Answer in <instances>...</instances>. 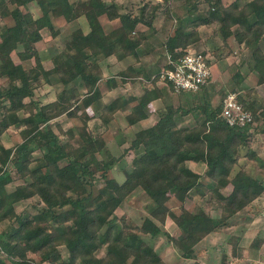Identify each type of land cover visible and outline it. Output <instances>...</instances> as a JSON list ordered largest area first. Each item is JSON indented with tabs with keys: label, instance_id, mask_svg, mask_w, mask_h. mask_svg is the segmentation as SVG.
I'll return each instance as SVG.
<instances>
[{
	"label": "trees",
	"instance_id": "1",
	"mask_svg": "<svg viewBox=\"0 0 264 264\" xmlns=\"http://www.w3.org/2000/svg\"><path fill=\"white\" fill-rule=\"evenodd\" d=\"M184 2L188 11L196 12L192 26H213L211 35L223 47L232 37L238 49L250 52L256 84H263L264 0ZM31 5L38 8L37 17L30 13ZM162 9L166 19H173L170 0L143 1L133 11H123L115 0H0V138L11 126L22 137L14 147H5L0 139V220L10 222L5 238H0V254H5L0 264H37L28 253L49 264H165L148 240L158 235L166 236L181 256L192 258L201 239L231 216L250 209L264 194V179L248 168L254 160L264 165L251 146L255 133L250 131L254 122H264V104L258 106L253 100L245 105V100H238L253 117L243 127L229 126L221 118L222 102L213 108L203 105L202 120L191 127L182 121L190 110L165 105L153 126L134 133L126 149L132 151V159L122 182L114 178L107 161L97 158L106 141L88 123L95 118L105 127L129 108V99L122 97L109 104L101 101L100 60L135 56L137 47L149 38L137 26L155 32L153 21ZM102 15L117 25L106 28L99 20ZM81 17L88 31L80 27L69 31L65 47L52 59L53 67L44 70L34 45L41 39L40 30L46 28L55 36L58 22L73 23ZM199 33L197 28L187 31L177 17L161 45L176 60L197 41ZM14 50L22 62L13 61ZM31 59L35 65L26 67L24 61ZM206 62L210 65L207 58ZM51 74H56L62 86L56 99L34 103V90L42 81L49 82ZM157 74L152 80H157ZM239 75L233 73L230 83L241 80ZM80 87L84 94L78 92ZM146 93L124 114L127 126L146 117L145 107L152 98ZM25 98L30 99L28 103ZM88 107L93 116L87 115ZM62 115L78 117L81 125L66 131L58 126L55 132L49 121ZM258 131L264 133V125ZM35 151L41 153L44 167L32 157ZM191 162L204 163L203 175L190 168ZM12 168L20 183L8 191ZM97 178L102 181L100 186L94 182ZM197 196L203 203L189 208ZM33 197L43 204L41 209L27 218L16 214L15 203ZM172 199L179 203L177 214L171 210ZM125 205L142 206L140 224L130 227L125 218L118 219L115 210ZM209 208H218L219 217H212ZM167 216L183 231L182 239L163 230ZM252 243L259 245L261 240ZM58 245L67 249V260L62 259Z\"/></svg>",
	"mask_w": 264,
	"mask_h": 264
},
{
	"label": "crops",
	"instance_id": "2",
	"mask_svg": "<svg viewBox=\"0 0 264 264\" xmlns=\"http://www.w3.org/2000/svg\"><path fill=\"white\" fill-rule=\"evenodd\" d=\"M172 1L170 4H172ZM184 6L186 7L184 0L176 7L171 5L172 13L174 10L179 9V7L183 8ZM203 12L204 11L200 12L201 16ZM103 16L105 15L99 17L102 25ZM182 24L184 28L189 31L187 28L190 27V25L186 27L187 25L184 16L182 19ZM138 26H141L138 29L139 31L143 32L146 30L144 29L146 26ZM153 27L158 32L148 33L151 35L148 39H145L140 46L137 47V54L135 56H130L121 60L116 59L115 56H109L100 61V68L102 70L103 77L106 75L107 69H113V75L111 77L104 78L105 81L109 80L111 83L104 82V79L101 78L97 84L101 94V101L104 104H109L113 100L120 97L129 99L127 106L129 108L125 110L124 113L128 114L130 112V108L135 106L140 101L142 95L145 94V92H147L146 94H149L150 97H152L145 107L146 117L132 124L131 126H127L132 128L134 132L153 126L158 119L159 112L162 111L164 106L168 104H171L174 108H185L190 110L188 114L183 116L182 121L191 127L202 120L201 109L203 105L207 103L210 108H213L216 106L214 105V101L220 97L218 102L219 104L222 102L223 97L229 92L235 91V93L239 95V98L242 97L246 101L254 98H251V96L249 97L247 95L248 89L243 87L245 79L247 78V71L249 72L250 70L253 76L257 79V74L251 68L250 52L247 49H238L237 44L232 37L227 38L228 40H226L227 46L225 45V47L233 50V52L227 56L223 54L219 57L216 56L217 53L213 52L214 48L219 47V51L222 52L224 51V47L222 46V43L219 41L218 37L210 35V38L206 33H199V36L201 37L200 45H202V47L204 46L205 48L201 47L200 50L189 49L191 51L204 53L207 60L210 61L209 66L211 69V75L207 83L199 91L176 92L165 83H162L159 80H152L153 76L163 68L164 64H166L168 55L165 48L161 45L166 39V34H163V38H161L162 36H158L159 30L162 32L164 29L161 25H155L154 22ZM195 28L202 32V30L206 29V26H196ZM87 31L88 25L87 30L84 32ZM208 49L210 50L207 51ZM245 51L248 52V54ZM160 57L161 60L158 61ZM161 61L163 62L161 63ZM111 63L113 65H111ZM236 72L240 74L239 76H241V80L229 84L232 74ZM222 73H227V79L224 78V81L222 82L224 83V87L227 88L228 86L229 89H216L218 82L216 79L219 76H222ZM219 82L221 81L219 80ZM231 85H234L235 89L231 90ZM222 90L225 91L223 92ZM263 90L264 83L256 85L255 89L252 90V94H254V92H263ZM221 94L223 97L220 96ZM154 95L157 96L153 98ZM245 95L248 96V98H245ZM96 120L99 121L95 118L91 121L94 122ZM192 163L195 164V167L201 166L203 167V171L205 170L204 163L191 162L189 166L193 171L200 173L199 171H196L195 167H192ZM199 201L203 203L201 199H199ZM18 203H20V201L15 203L14 206L16 207ZM210 215L212 217H218L220 215V210L219 214L210 213ZM155 222L157 223V221ZM162 228L165 232L169 233V235L178 240L182 239L184 236L183 231L169 216L166 217ZM154 238L155 239L149 243L152 246L153 251L162 259L165 264H215V259L213 262L207 261L206 259H209V254H211L212 251L220 249V238L222 241H224V243H229V246L227 244V250H224V253L221 254V258L224 257L225 259L224 264H243L245 261V255L249 252L252 254V259L250 261L251 263L264 264V194L253 202L250 209H246L231 216L215 231L201 239L193 248L194 256L192 258H185L181 256L178 249L172 245L166 236L158 235ZM254 239H260L261 243L259 245L256 243L253 245L252 242ZM238 252L239 255H236ZM234 256L236 257L234 258ZM62 259L67 260V258H63V256ZM36 263L49 264L48 261ZM251 263L246 262V264Z\"/></svg>",
	"mask_w": 264,
	"mask_h": 264
},
{
	"label": "rangeland",
	"instance_id": "3",
	"mask_svg": "<svg viewBox=\"0 0 264 264\" xmlns=\"http://www.w3.org/2000/svg\"><path fill=\"white\" fill-rule=\"evenodd\" d=\"M71 1H75V0H71ZM119 6L122 8L123 11H130V10H135L136 7L143 1H149V2H156L157 0H115ZM172 0H170L171 3ZM183 0H173L172 4H170V6H174L176 7L177 5H179L180 3H182ZM225 4L230 3V1L232 0H224ZM11 7V6H10ZM185 7V6H184ZM179 7V9L174 10V14L172 13L173 19H166L165 17V13H164V9L160 10L159 12H157L156 17L154 19V24L155 25H161L162 28L164 29V31H160L158 33V36H162L161 38H163V34H167L170 29L175 25L176 23V18L177 17H182L183 16L185 18V22H186V27H188V25H190V27H188L187 29L191 30H195V27L197 26V24L192 26V23L190 22L191 19H193V17L196 15V12L194 11H188V9ZM203 7L205 8L206 5H203ZM30 13L33 15V17H37L39 15V10L35 5H31L30 8ZM1 21V20H0ZM102 23L103 26H105L106 28H111L117 25V21H109L105 16H103L102 18ZM76 27H80L83 31L87 30V23L85 21V19L83 17L79 18L78 20L74 21L73 23H67L65 21H60L55 25V29L57 30V35L53 36L51 34V32L46 29L43 28L40 30L41 33V39L34 43L35 48L38 50L40 58L42 60L41 65L42 68L44 70H49L53 67V57L56 56L58 53H60L63 48L65 47V43H66V39L69 37L68 32L71 31L72 29H75ZM139 27L141 26H137L136 30L139 31ZM213 26H206L205 30H202V33H206L207 35H211V33H213ZM145 32L147 33H151V31H148L146 27H144ZM160 29V28H157ZM197 31V30H196ZM155 32H158L157 30H155ZM197 33V32H196ZM151 34H149L150 36ZM197 41H194V43H192V45L189 47V49H194V50H200L202 45H200L201 41V37L199 35H197ZM211 38V37H210ZM232 39V38H231ZM199 40V41H198ZM228 40V39H226ZM227 46V45H226ZM260 46L261 48L264 50V41L261 40L260 41ZM163 47V46H162ZM202 48H205L204 46ZM210 49H208L207 51H209ZM214 50H216L215 52H220L219 51V47L217 49L214 48ZM206 51V50H204ZM232 51V50H231ZM231 51H229L228 47H224V51L220 52V56L225 55H229L231 54ZM246 52V51H245ZM248 54V52H246ZM11 57L13 59V61L15 63H20L22 62L19 57L17 56L16 50L11 52ZM161 60V57L158 59V61ZM101 61V60H100ZM163 61H161L162 63ZM24 65L26 67L29 66H33L35 65L34 60L31 59L29 61H24ZM111 65H113L111 63ZM230 65V64H229ZM103 75V73H102ZM113 75V69H107L106 75L101 78H107V77H111ZM222 76H219L216 81L217 82V86L216 89H229L228 86L227 88L224 87V83L222 81H224V78L227 79V73H222ZM246 79H245V83L243 85V87H245V89H248L247 91V95L253 99H251L250 101H254L256 102V105L259 106V104H264V90L263 92H254V94H252V90L255 89L256 81L257 79L253 76V74L247 71L246 74ZM49 82L45 83L44 81H42L41 85L38 86L35 90H34V95L32 97V100L34 101V103L36 104H44L47 103L51 100L56 99V95L57 93L60 92L62 86L60 84H58V78L56 76V74H51L49 76ZM219 80L221 82H219ZM231 80V79H230ZM229 80V84L230 83ZM102 82V81H101ZM104 82H109L111 83V81L107 80ZM232 87V85L230 86ZM223 92L225 90H222ZM78 92L81 94H84L85 89L83 87H80V89H78ZM235 93V91H234ZM237 95V94H236ZM222 96V94L220 95ZM248 96L245 95V98H248ZM223 97V96H222ZM221 97V98H222ZM239 100H244L242 97L239 98V95H237ZM220 98V97H219ZM219 98H217L214 101V105H217L219 102ZM193 99V98H192ZM29 98H25L24 101L25 103L29 102ZM243 103V102H242ZM248 104V102L245 100V102L243 103ZM32 108L29 106L28 110H31ZM87 115L89 116H93V112L91 110V108H87L86 109ZM120 113V112H119ZM118 113L117 119H112L109 124L107 126L104 127L103 124L100 123V121H90V123H88V125L93 129L94 134L96 133V135L100 134L104 137L105 141H106V145H104L105 147L98 153H96V156L98 159H104L105 161H107V163H109L111 165L110 171L112 173V175L114 176V178L118 181V182H122L124 179V174L123 171L124 169L130 164V161L132 159V151H126V149L129 147L133 137H134V130L130 127H127V124L125 122V117H124V111L123 113L121 112L120 114ZM78 115H80V112H78ZM123 118H122V117ZM78 118V117H77ZM69 118L66 115H62L56 118H53L49 121L50 125L52 126L53 130L55 132H57V127L60 126L62 131H66L68 129H70L71 127H73L74 125H81V121L78 118ZM125 119V120H124ZM264 122L261 121V119H259L257 122L253 123V128L250 131H253L255 134L253 136V140H252V148L255 149V151L257 152L258 157H260V159H262L263 164H264V133L259 132L258 129H260V127H263ZM1 142L5 147H14L15 145H17L18 143L22 142V137L20 135L19 129L16 127H9L8 129L5 130V132L1 135ZM32 157L34 158V160L41 165L42 167H44L45 165V161L43 159V157L41 156V153L39 151H35L32 153ZM120 158V160H116V158ZM118 158V159H119ZM250 168H252V170L254 171V173L259 176L261 179H264V165L260 164V162L257 161H251L250 163ZM192 167H195V164H191ZM262 167H261V166ZM251 166H255V168L251 167ZM257 168V169H256ZM196 171H199L200 175H203V167L201 166H197L195 167ZM11 177L13 178L12 181L6 185V189L8 191H12L14 189V187L20 183L15 170L12 168L11 170ZM207 185L211 184L210 180L208 181L207 179H205ZM95 184L97 186H100L102 184V181L97 178L95 179ZM230 190V188H228V191ZM195 200L190 201L191 203H189L187 206L189 208L192 207V205L194 203H199V197H195ZM141 202H143V200H141ZM144 203H141L140 205H142ZM169 204L171 206V210L175 211L176 213L180 212L179 209V203L176 202V200L172 199L169 200ZM135 205V204H133ZM43 206V204L40 202V200L36 197L33 198H28L25 200H21L20 203L17 204V206H14V209L16 214L20 215V217L22 218H27L28 215H32L37 213L41 207ZM142 206H137L132 208L129 207L128 205L122 206L120 208H117L115 210V214L116 216L119 218L123 217L126 220V223L128 224V226L133 227V225H138L140 224V216L142 213ZM209 213L211 214H215L218 213L219 214V209H213V208H209L208 210ZM219 217V216H218ZM70 225V224H69ZM10 226V222L8 220H0V238H5V231L8 230ZM16 226V224L14 225ZM220 237V236H219ZM148 238V237H147ZM222 238V237H221ZM220 238V249H216V251H212L211 254H209V259H206L207 261H215V264H222L221 263V254L224 253V250H227V244L229 246V243L222 241V239ZM155 238L151 239L149 238L148 240H150V243L154 240ZM153 244V243H152ZM216 248V247H215ZM57 249L59 250L60 254H62L61 256H63V258H67L68 257V252L66 250V248L64 247V245H58ZM104 254V250L100 251L98 253L99 257H102ZM241 254V253H240ZM239 255V252L236 254ZM29 257H34L33 259H35L36 262L38 263H42L43 261H41L40 256H34L32 253H28ZM228 256V255H227ZM0 257L3 258L5 260V254H0ZM229 257V256H228ZM236 256H234L235 258ZM252 259V254L249 252L245 255V261L243 264L247 263H251ZM249 260V261H248ZM44 264V263H42ZM253 264V263H251Z\"/></svg>",
	"mask_w": 264,
	"mask_h": 264
},
{
	"label": "built area",
	"instance_id": "4",
	"mask_svg": "<svg viewBox=\"0 0 264 264\" xmlns=\"http://www.w3.org/2000/svg\"><path fill=\"white\" fill-rule=\"evenodd\" d=\"M167 67L157 74V80L170 85L176 92L199 91L211 75L210 66L202 52L188 50L184 55L173 60L167 55ZM221 118L229 125L243 127L252 122V114L238 101L234 92L227 93L222 100Z\"/></svg>",
	"mask_w": 264,
	"mask_h": 264
}]
</instances>
